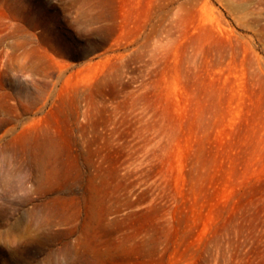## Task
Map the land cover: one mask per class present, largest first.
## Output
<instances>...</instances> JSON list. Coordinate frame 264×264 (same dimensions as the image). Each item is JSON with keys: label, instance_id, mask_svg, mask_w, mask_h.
Returning <instances> with one entry per match:
<instances>
[{"label": "rangeland", "instance_id": "374dc122", "mask_svg": "<svg viewBox=\"0 0 264 264\" xmlns=\"http://www.w3.org/2000/svg\"><path fill=\"white\" fill-rule=\"evenodd\" d=\"M0 264H264V0H0Z\"/></svg>", "mask_w": 264, "mask_h": 264}]
</instances>
